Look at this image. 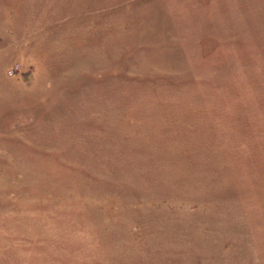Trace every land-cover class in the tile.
Masks as SVG:
<instances>
[{
    "label": "rangeland",
    "instance_id": "374dc122",
    "mask_svg": "<svg viewBox=\"0 0 264 264\" xmlns=\"http://www.w3.org/2000/svg\"><path fill=\"white\" fill-rule=\"evenodd\" d=\"M0 264H264V0H0Z\"/></svg>",
    "mask_w": 264,
    "mask_h": 264
},
{
    "label": "built area",
    "instance_id": "2783aa9c",
    "mask_svg": "<svg viewBox=\"0 0 264 264\" xmlns=\"http://www.w3.org/2000/svg\"><path fill=\"white\" fill-rule=\"evenodd\" d=\"M13 73V70L12 71H10V74H12Z\"/></svg>",
    "mask_w": 264,
    "mask_h": 264
}]
</instances>
